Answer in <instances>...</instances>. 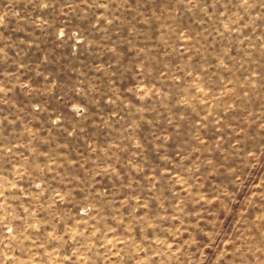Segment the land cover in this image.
<instances>
[{
    "label": "rangeland",
    "instance_id": "374dc122",
    "mask_svg": "<svg viewBox=\"0 0 264 264\" xmlns=\"http://www.w3.org/2000/svg\"><path fill=\"white\" fill-rule=\"evenodd\" d=\"M0 264H264V0H0Z\"/></svg>",
    "mask_w": 264,
    "mask_h": 264
}]
</instances>
